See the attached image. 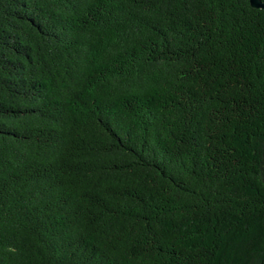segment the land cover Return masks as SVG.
<instances>
[{"label": "trees", "instance_id": "16d2710c", "mask_svg": "<svg viewBox=\"0 0 264 264\" xmlns=\"http://www.w3.org/2000/svg\"><path fill=\"white\" fill-rule=\"evenodd\" d=\"M0 264H264V10L0 0Z\"/></svg>", "mask_w": 264, "mask_h": 264}, {"label": "water", "instance_id": "95a60500", "mask_svg": "<svg viewBox=\"0 0 264 264\" xmlns=\"http://www.w3.org/2000/svg\"><path fill=\"white\" fill-rule=\"evenodd\" d=\"M250 4L254 9L264 10L263 0H250Z\"/></svg>", "mask_w": 264, "mask_h": 264}]
</instances>
